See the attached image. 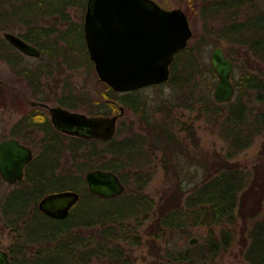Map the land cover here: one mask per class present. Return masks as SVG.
<instances>
[{
  "label": "trees",
  "instance_id": "16d2710c",
  "mask_svg": "<svg viewBox=\"0 0 264 264\" xmlns=\"http://www.w3.org/2000/svg\"><path fill=\"white\" fill-rule=\"evenodd\" d=\"M79 1L84 2L0 0V31L18 22L25 26L21 36L50 58L61 56L65 62L69 52L90 61L82 24L69 20V6ZM186 6L188 15H199L202 32L195 44L176 53L168 79L151 85L167 84L179 91L189 87L192 109L212 122L224 147L213 149L208 156L201 152L192 122L177 121L173 115L166 118L180 104L152 105L141 98L143 87L113 97L117 91L108 85L106 99L93 100L91 114H106L115 110L118 102L139 115L140 129L117 126L115 135L106 140L67 135L52 125L47 112L28 110L16 121L14 133L32 132L37 127L44 132L43 147L18 181H26L25 187L10 190L0 202L5 226L14 234L7 246L10 264H83L94 258H101L102 264H133L128 247L139 242L138 229L152 210L156 215L145 230L154 252L161 249L158 239L168 242L172 233L188 235L196 226L205 229L201 241L182 248L173 244L162 248L165 264H214L232 245L239 223L244 258L249 264H264V0H187ZM46 17H50L48 25L43 23ZM70 22L68 27H60ZM79 36L80 45L73 41ZM221 39L241 49L249 65L232 78L236 90L228 102H216L205 91L206 72L197 50L208 40L217 43ZM8 47L0 34V57L17 69V56L4 54ZM226 54L238 59L237 53ZM208 68L216 76L213 67ZM17 71L37 94L39 68ZM72 97L63 94L58 99L65 106H77L78 100ZM155 113L164 114L157 118ZM63 134L72 141L63 143ZM257 136H262V141L251 164L234 159ZM64 149L69 150L67 166L59 162ZM154 161L176 177L175 186L164 191L158 202L144 190L154 172ZM183 161L190 162L188 172L204 168L207 174L192 182L178 180ZM93 167L117 172L125 190L111 198L90 192L83 172ZM55 183L66 187H47ZM67 188L79 191L80 197L66 217H50L39 210L41 196ZM41 215L48 221L45 228L39 225Z\"/></svg>",
  "mask_w": 264,
  "mask_h": 264
},
{
  "label": "rangeland",
  "instance_id": "374dc122",
  "mask_svg": "<svg viewBox=\"0 0 264 264\" xmlns=\"http://www.w3.org/2000/svg\"><path fill=\"white\" fill-rule=\"evenodd\" d=\"M159 4L166 8H173L181 6L185 12L187 8V0H156ZM85 2L83 3L79 1L80 4H73L69 6L70 18L69 20L72 22L81 23L83 26L84 13H85ZM188 15V14H187ZM190 26L192 28V36L189 39L188 45H193L199 38V34L202 32L203 23L199 18L198 14L188 15ZM50 17H46L44 24H49ZM69 24H63L60 27L66 28ZM25 26L20 25L18 22L12 24L4 30L0 31L1 36H3V32L13 31L19 35L24 31ZM4 37V36H3ZM6 40V39H5ZM7 41V40H6ZM75 44L80 45L82 43L81 36L75 37L73 39ZM201 45L197 48L198 53L200 54V61L203 66L204 71L206 72V76L204 78V84H206L205 91L209 93V95L213 98V88L217 81V75L213 76L209 72L208 66L211 65L210 60V52L216 45H221L225 51H229L231 53L230 56L238 54V59H232L235 63L234 69L232 71V78L238 75L240 68L248 67V61L245 60V56L241 55L242 50L236 47L235 45H230L225 40H219L217 43L213 41ZM8 42V41H7ZM9 43V42H8ZM10 47L6 48L4 54L9 52L11 55H15L18 58L17 64L15 68L21 69L22 67H28L31 70L38 69L40 70V75L38 78V84L40 87L37 89V94H34L33 88L28 83L27 78L19 73L17 69H14L11 63L4 57H0V140L3 137L9 136H18L22 140V142L32 146L35 154V158L38 157L40 151L43 147L42 137L44 132L36 127V130L32 132L28 130V132H22L20 134H15L16 127L14 126L16 121L23 116L28 110L33 108H39L40 110L49 113L48 109L41 105L34 104V100H41L43 103H48L50 105L60 104L64 107H68L75 110H80L90 113V110L93 109V100H105L104 93L107 90L108 85L102 81L94 68V63L90 59L84 58V60H80V57L77 54L71 56L69 52L66 53V61L64 62L61 56H56L54 58H50L47 52L41 51L39 56L27 55L22 53L19 49L15 48L9 43ZM9 55V57H11ZM77 55V56H76ZM80 60V62H79ZM72 64V66H69ZM236 64L240 66H236ZM234 83V82H233ZM211 85L210 88H208ZM184 89L174 90L167 84L161 85H149L141 88V98L146 99L152 105L155 103H165L171 105L174 102H178L180 105L172 108L170 113V118H175L177 121H185L192 122L193 127L195 129V133L198 137L199 148L201 152L204 154H210L213 149L220 150L224 147L225 142L219 136L216 131V128L213 126L212 122L206 119L203 116H199L197 114L196 109H192L190 96L188 94L189 87H183ZM123 91H117L113 93V97H118ZM63 94L75 95L76 100H78L77 106H65L59 102V97H62ZM119 105H122L116 102L115 110H110L106 114H113L119 111ZM124 106V105H123ZM101 114V113H100ZM164 113H155L157 118L163 116ZM164 118V117H163ZM50 120V119H49ZM51 122V121H50ZM53 125V124H52ZM118 128L121 126L124 129H128L131 126L135 129H140V119L137 113H134L130 108L124 106V113L118 117L117 120ZM181 135L183 133L181 132ZM118 137V136H117ZM70 140V141H69ZM72 140L63 134V143H69ZM262 141V136H257L253 143L241 151L234 159L242 162V164L250 165L251 162L257 157L258 150L260 148V144ZM69 150L64 149L62 156L59 159L64 166H67L69 161ZM95 163V161H91ZM190 162H182L183 170L179 171V176L177 174V179H183L187 181H195L197 179L203 178L207 173L204 168H200L198 173L192 170H189ZM154 165V172L145 186V192L149 194L155 202H158L161 195H163L164 191H171L175 186V175L171 170H164L159 161L152 162ZM85 170L83 172V176L85 175ZM185 172V173H184ZM197 173V174H196ZM192 177V178H191ZM85 179V176H84ZM62 183V182H61ZM61 183H55L52 185H48L49 188H63L66 185ZM85 184L87 186V182L85 180ZM26 185V181L18 182L15 184H9L0 176V202L3 198L9 193L10 190L14 188H24ZM39 200V199H38ZM38 202V201H37ZM104 206H106L104 204ZM150 218L144 221L143 226L138 229L139 242L129 245L128 251L132 253L134 257L133 264H165L167 260L164 255V248L166 245H175L178 248L185 247L189 245V238L193 235L198 236V241H201L204 234L205 229L200 226L192 227L191 233L188 235H180L179 233H172L169 238V241H165L164 239H158L161 249L160 250H152L149 244V236L146 233L145 228L149 224V222L155 217L156 212L152 210L150 212ZM3 216V209L0 208V248L7 249V246L13 239V230L10 226H5ZM39 225L41 227H47L48 221L44 218V216H40ZM238 224L236 227V233L232 242V245L224 252L220 253L214 264H249V262L244 258V246L242 244L243 239L241 237L242 226ZM247 225V224H246ZM103 260L101 258H94L92 261L83 264H102Z\"/></svg>",
  "mask_w": 264,
  "mask_h": 264
},
{
  "label": "water",
  "instance_id": "95a60500",
  "mask_svg": "<svg viewBox=\"0 0 264 264\" xmlns=\"http://www.w3.org/2000/svg\"><path fill=\"white\" fill-rule=\"evenodd\" d=\"M83 33L89 57L99 78L115 91H128L168 79L175 55L192 36L188 16L181 7L165 8L156 0H86ZM4 38L21 52L39 56L41 49L23 36L4 31ZM217 75L213 88L216 102L233 98L235 63L221 45L210 52ZM53 126L63 132L85 138L110 139L116 133L118 117L124 106L113 114H88L60 104L43 103ZM32 148L15 136L0 140V175L15 183L24 175L25 164L32 159ZM88 190L111 198L125 190L119 174L112 169L93 167L85 172ZM75 189L50 191L37 202L39 210L50 217H66L79 199ZM198 236L189 238V243ZM0 264H10L9 253L0 248Z\"/></svg>",
  "mask_w": 264,
  "mask_h": 264
},
{
  "label": "flooded vegetation",
  "instance_id": "af4514ba",
  "mask_svg": "<svg viewBox=\"0 0 264 264\" xmlns=\"http://www.w3.org/2000/svg\"><path fill=\"white\" fill-rule=\"evenodd\" d=\"M161 5V4H160ZM85 7H86V2H85ZM179 7H181V6H179ZM166 8V7H165ZM182 8V7H181ZM183 9V8H182ZM184 10V9H183ZM185 11V10H184ZM187 14V13H186ZM188 16V15H187ZM188 20H189V17H188ZM190 23V22H189ZM188 42H189V40H188ZM188 45V44H187ZM186 45V46H187ZM23 53V52H22ZM41 54V53H40ZM28 55V54H27ZM35 101V103L34 104H37V105H41V106H43V107H45V109H48L47 107H46V105H44L43 104V101H41V100H34ZM48 119H50V113H48ZM51 121V120H50ZM52 123V122H51ZM34 130H36V128L34 129ZM60 131V130H59ZM60 132H62V133H65V134H67V135H73V134H69V133H66V132H63V131H60ZM75 136H79V135H75ZM10 137V136H9ZM15 137H17L18 138V136H15ZM80 137H82V136H80ZM4 138V137H3ZM20 139V138H19ZM20 141H22L21 139H20ZM24 143V142H23ZM30 146V145H29ZM31 148H32V146H30ZM32 151H33V157H32V159H30L26 164H25V166H24V175H23V177L21 178V179H19V180H17L15 183H18V181H20V180H22L24 177H25V175H26V172H27V168H28V166H29V164L32 162V160H34L35 159V154H34V150H33V148H32ZM1 176V175H0ZM2 177V176H1ZM3 179V178H2ZM6 181V180H5ZM7 182V181H6ZM15 183H9V184H15ZM7 251H8V249H6ZM8 253H9V251H8Z\"/></svg>",
  "mask_w": 264,
  "mask_h": 264
}]
</instances>
